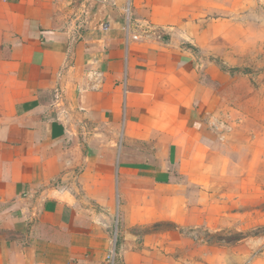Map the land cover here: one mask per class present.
<instances>
[{"label":"crops","instance_id":"0c3cea01","mask_svg":"<svg viewBox=\"0 0 264 264\" xmlns=\"http://www.w3.org/2000/svg\"><path fill=\"white\" fill-rule=\"evenodd\" d=\"M206 1L0 0V264H209L191 233L253 175L208 116L231 77L199 54ZM226 203L242 256L218 264H264Z\"/></svg>","mask_w":264,"mask_h":264},{"label":"rangeland","instance_id":"374dc122","mask_svg":"<svg viewBox=\"0 0 264 264\" xmlns=\"http://www.w3.org/2000/svg\"><path fill=\"white\" fill-rule=\"evenodd\" d=\"M199 7L203 23L214 30L212 35L216 34L215 30L219 31L216 42L213 39L204 42L210 46L208 54L202 51L199 54L220 62L231 77L220 89L209 85L213 104L208 109V116L214 125L221 126L227 139L244 145L241 160L244 168L252 144L253 176L243 181H228L225 197H210L212 229L208 228L201 235L198 232L199 239L197 231L191 233L190 259L199 261L203 255L205 260L204 252L207 251L208 263L218 264L230 262L228 256H242L241 245L237 243L241 234L217 232L216 221L223 213L225 201H228L230 219H239L244 224L252 220L264 223V0H207ZM220 185L221 181H214L215 188ZM262 225L252 228V236L264 237ZM117 254L116 246L109 250L111 264H116Z\"/></svg>","mask_w":264,"mask_h":264}]
</instances>
